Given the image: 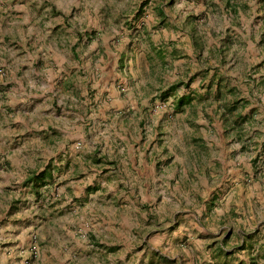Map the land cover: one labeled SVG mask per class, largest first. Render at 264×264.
<instances>
[{"label": "rangeland", "instance_id": "1", "mask_svg": "<svg viewBox=\"0 0 264 264\" xmlns=\"http://www.w3.org/2000/svg\"><path fill=\"white\" fill-rule=\"evenodd\" d=\"M0 146V264H264V0H0Z\"/></svg>", "mask_w": 264, "mask_h": 264}, {"label": "trees", "instance_id": "2", "mask_svg": "<svg viewBox=\"0 0 264 264\" xmlns=\"http://www.w3.org/2000/svg\"><path fill=\"white\" fill-rule=\"evenodd\" d=\"M182 102H183V99H180L179 104H181ZM43 175H44V174H42V173H41V174H38L35 178H36V179H38V178H40V177L42 178Z\"/></svg>", "mask_w": 264, "mask_h": 264}, {"label": "crops", "instance_id": "3", "mask_svg": "<svg viewBox=\"0 0 264 264\" xmlns=\"http://www.w3.org/2000/svg\"><path fill=\"white\" fill-rule=\"evenodd\" d=\"M1 149H2V147L0 146V154H1ZM26 166V165H25Z\"/></svg>", "mask_w": 264, "mask_h": 264}]
</instances>
